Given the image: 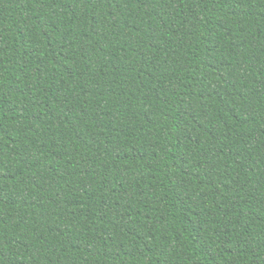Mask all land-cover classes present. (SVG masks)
<instances>
[{"label":"trees","instance_id":"1","mask_svg":"<svg viewBox=\"0 0 264 264\" xmlns=\"http://www.w3.org/2000/svg\"><path fill=\"white\" fill-rule=\"evenodd\" d=\"M0 264H264V0H0Z\"/></svg>","mask_w":264,"mask_h":264}]
</instances>
